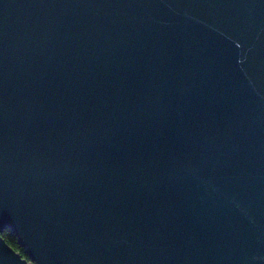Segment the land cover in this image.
I'll list each match as a JSON object with an SVG mask.
<instances>
[{"label":"water","instance_id":"95a60500","mask_svg":"<svg viewBox=\"0 0 264 264\" xmlns=\"http://www.w3.org/2000/svg\"><path fill=\"white\" fill-rule=\"evenodd\" d=\"M0 264H264V0H0Z\"/></svg>","mask_w":264,"mask_h":264},{"label":"trees","instance_id":"16d2710c","mask_svg":"<svg viewBox=\"0 0 264 264\" xmlns=\"http://www.w3.org/2000/svg\"><path fill=\"white\" fill-rule=\"evenodd\" d=\"M1 237L15 252L19 253L24 259H27L28 262L30 261L24 249L20 247L18 238L15 234L11 233L9 230H5L1 233Z\"/></svg>","mask_w":264,"mask_h":264}]
</instances>
